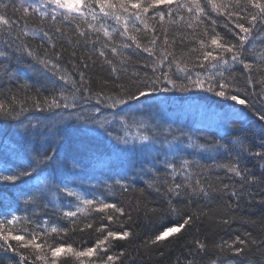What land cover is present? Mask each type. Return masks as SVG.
Here are the masks:
<instances>
[{
    "label": "snow or ice",
    "instance_id": "1",
    "mask_svg": "<svg viewBox=\"0 0 264 264\" xmlns=\"http://www.w3.org/2000/svg\"><path fill=\"white\" fill-rule=\"evenodd\" d=\"M30 22L36 27L30 28ZM166 24L183 25L188 30L187 35H180L179 44H193L188 53H195L194 57H176L177 40L173 37L170 42ZM65 26L73 29L85 49L110 67L115 77L112 90L106 91L105 81L93 91L85 71L69 72L62 66L63 51L57 49V41H63ZM27 38L38 41L37 47ZM137 53L147 54L151 63L143 67L150 69L151 75L145 71L141 78L138 72L133 73V83L125 85L119 74ZM71 56L76 69L77 52L73 50ZM13 62L42 75L52 94L41 97L38 89L35 96L21 98L17 92L31 86L12 68ZM80 63L87 69V63ZM0 73V117L11 121L17 138L11 151L23 158V163H6L0 170V264H62V257H71L76 264H123L121 258L126 253L121 250L113 254V249L120 241L137 238L131 227L133 217L123 206L103 194L78 191L83 183H77L79 176L69 180L54 175L61 148L71 143L64 135L68 122L80 126L84 139L78 142L79 151L89 161L115 154L116 159L107 162V169L120 178L105 187L119 186L123 190L128 188L129 177L135 181L161 171L156 164L159 152L153 156L152 146L164 131L172 135L171 141L167 137L160 140L161 147L170 149L163 153L162 166L174 181L165 189L166 207L160 212L176 219L143 241L145 247L156 248L161 255L164 247L173 239H184L205 215L199 209L187 210L208 196L200 179H190V157L194 153L224 149L229 154V162L220 167L239 178L240 188L229 191V184H223V191L236 198L237 207L249 185L264 187V165H260L262 172L257 176L247 163L264 161V0H0ZM241 77L244 88L238 86ZM196 91L210 93V103L187 104ZM29 102L38 112L51 115L25 123L20 116L29 110ZM169 108L179 115L173 117ZM253 119L258 132L250 136L245 125ZM169 121L184 126L164 129ZM213 128L215 133L209 131ZM221 132L230 138L227 144L209 142V137ZM223 139L225 136H220ZM90 140L106 141L107 152H99ZM186 149L194 152L185 154ZM177 175H183L185 183L175 182ZM72 183L77 187H69ZM261 195L264 197V193ZM61 200L67 206H53L49 215V206ZM259 203L264 206V198ZM82 209L103 214L106 223L95 228L98 235L91 246L74 247L67 237L70 230H75V218ZM116 214L121 223L112 230ZM62 221L74 227L63 226ZM219 222L231 223L228 218ZM93 227L86 223L79 231ZM250 237L251 233L236 235L218 244L213 242L211 247L234 258L242 257L253 246L264 247V239L258 242ZM193 244L195 251L190 248L188 264H196V255L209 254L207 238H196Z\"/></svg>",
    "mask_w": 264,
    "mask_h": 264
},
{
    "label": "trees",
    "instance_id": "2",
    "mask_svg": "<svg viewBox=\"0 0 264 264\" xmlns=\"http://www.w3.org/2000/svg\"><path fill=\"white\" fill-rule=\"evenodd\" d=\"M7 2V0H4ZM14 2H17L14 0ZM11 15V12H9ZM187 18V17H186ZM223 24V20L219 22ZM30 28L36 27L35 23L29 24ZM169 27V40L171 42L172 38L175 37L177 40V46L175 48V55L177 58L183 57L185 60L189 59V56L194 57L195 53H188V49L194 45L191 43L182 46L179 44V39L181 34L187 35L188 30L183 25H171ZM65 37L63 41H57V49L63 51V59L61 61L62 66L69 72L73 71H85L86 77L91 81V87L93 91L99 90L100 87L104 85L107 81L106 91H110L115 87V77L111 74L110 67L105 65L102 59L97 58L89 49H85L80 42L76 40L73 35V29L71 27L65 26L64 28ZM32 46L37 47L38 41H31L27 38ZM190 39V38H189ZM120 38L117 36V42ZM159 43V42H158ZM75 50L77 52V57L75 58V63L77 68L73 69L72 64L74 58L71 56V52ZM169 50H173L169 47ZM92 57V59H88ZM111 58V57H110ZM251 59V57H248ZM83 63H87V69L83 68ZM145 63H151L147 60V54H134L128 62V67L125 68L120 74V82L125 85H130L133 83L132 75L133 73H139L141 78H143V73L145 71L149 72L150 69L143 67ZM119 67V65H117ZM12 68L18 70L23 76V82L27 83L31 87L26 89L25 92H17V89L13 85H9L13 92L24 98L27 96H35L37 90L39 89V94L41 97L50 95L51 88L46 85V82L42 75L34 71L27 69L25 64H16L13 62ZM2 75V73H0ZM236 75H240V68L237 67ZM78 78V77H77ZM238 86L241 88L245 87V80L243 77L238 81ZM134 90V89H133ZM257 91H259V86H257ZM176 95H188L180 94ZM211 97L210 93H204L196 91L192 94V99L187 102V104L195 105H207L210 103L208 99ZM187 104L185 107H187ZM29 110L23 112L20 116L21 120L25 123L29 119L35 120L36 118L43 119L45 116H50L51 113L48 111L38 112L34 107H32L31 102L27 105ZM55 111V110H53ZM169 112L175 117L179 115L178 112L174 111L173 108H169ZM183 119V118H182ZM169 126L175 129L177 127H183V123L176 124L172 121L165 123L163 125L164 129ZM79 125L73 122H68L65 128L64 135L67 141L71 143H65L61 148L59 164L54 172V175L59 177H66L69 180L77 179L83 181L78 191L87 190V192L94 193L96 195L103 194L110 202H116L119 206H123L126 212L130 213L133 217V223L131 227L136 233L137 238H128L125 241H120L117 243V247L113 249V254L118 253L123 250L126 255L121 258L123 264H188L190 248L195 251L193 241L196 238L207 241L210 245L209 254L204 255L203 253L196 255V264H213L216 261L217 264H237L238 260H243L244 264H264V247L256 248L253 246L252 250L245 253V256L234 258L228 252H221L219 249L213 250L211 247L212 243H219L223 240H230L236 235L245 236L246 233H251V239H256L258 242L264 239V211H262V206L259 201L264 198L262 193H264V187L257 185H249L245 192L243 193V199L239 202V207L236 206V198L230 197L223 191V184H229L231 191L233 188L239 190L240 183L239 178L230 176L227 174L220 165L229 162L230 157L224 149L219 151H208L205 153H194L190 159L193 162L192 166L189 168L190 179L196 180L200 179L202 185L208 192L206 198L199 199L196 206H188V211H196L197 209L205 213L202 221L198 223L190 233L185 234V238L182 240H175L166 247L163 248V255L160 251H157L153 247H145L143 241L147 239L152 233L156 231H162L164 227L171 226L170 220L174 221L175 216L169 217L166 213L160 212V209L166 207L167 196L165 194V189L173 184V178L166 168L162 166L164 159V152L170 151L167 145L161 147L160 140L167 137L169 141L172 140V135L167 131L163 132L159 140L152 147L155 149L152 153L159 152V160L156 162L157 167L161 168V171L151 176H141L140 178L133 181L129 177L127 190L121 189L119 186H113L112 188L105 187V184L112 185L113 180L119 179V176L113 174V172L108 171L107 162L109 160H115V154L109 156L104 155L100 159L89 161L87 156L79 151V141L84 139L79 131ZM245 127L249 130V135L258 132V123L255 119L247 121ZM187 130V129H185ZM210 132L215 133V129H210ZM135 132V129H133ZM178 135V133H176ZM220 136H225V139L220 140ZM17 139L13 135V129L11 127V121L5 120L0 117V170L3 169L6 163H23L22 154L13 155L11 151L12 141ZM229 137L225 133H219L209 137V142H214L219 140L221 144H227ZM204 143V140L200 141ZM91 143L99 152L105 153L108 150V144L106 141H96L90 140ZM189 152H194L193 149H186L185 154ZM139 159V158H137ZM171 159V157H169ZM177 166V171H180V161H175ZM248 167L252 169L257 176L261 175L262 169L260 165H264V161L259 160H248ZM146 167L151 168V165H146ZM111 177V179L109 178ZM152 182L153 186H149ZM175 182L185 183L183 175H177ZM69 187L76 188L75 183L69 184ZM157 187H161V190L156 191ZM251 193L252 195H249ZM66 207V202L61 200L58 204L54 201L53 205L49 206L48 213L51 215L52 207ZM183 207V205H181ZM74 208V205H73ZM153 209L156 212H153ZM21 215L24 213L21 212ZM117 220L114 221L112 225V230H116L120 223L121 218L118 214ZM103 214L90 212L88 209H82L78 214L76 219L75 230H70L68 233L67 241L72 243L74 247H84L91 246L95 242V238L98 233L95 232V228L99 227L101 223H106L102 219ZM223 218H228L231 223L229 225H223L219 221ZM255 222V223H253ZM63 226H67L72 229L74 226L69 224L68 221L61 222ZM86 223H92L93 229H85L84 232H80L79 229L84 227ZM124 223L127 224L126 218ZM24 227L25 225H20ZM83 241V243H81ZM187 245V246H186ZM62 264H76L73 258L62 257ZM117 264H120L118 261Z\"/></svg>",
    "mask_w": 264,
    "mask_h": 264
},
{
    "label": "rangeland",
    "instance_id": "3",
    "mask_svg": "<svg viewBox=\"0 0 264 264\" xmlns=\"http://www.w3.org/2000/svg\"><path fill=\"white\" fill-rule=\"evenodd\" d=\"M16 1H17V3H18V0H16ZM152 155H153V156H155V155H156V153H152Z\"/></svg>",
    "mask_w": 264,
    "mask_h": 264
}]
</instances>
